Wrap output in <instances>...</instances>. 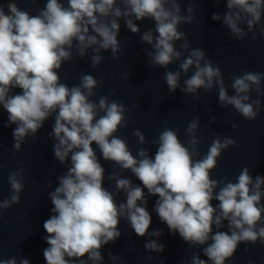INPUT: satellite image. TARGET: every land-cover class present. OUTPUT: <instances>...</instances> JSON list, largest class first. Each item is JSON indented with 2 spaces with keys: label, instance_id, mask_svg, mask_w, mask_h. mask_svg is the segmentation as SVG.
<instances>
[{
  "label": "clouds",
  "instance_id": "clouds-1",
  "mask_svg": "<svg viewBox=\"0 0 264 264\" xmlns=\"http://www.w3.org/2000/svg\"><path fill=\"white\" fill-rule=\"evenodd\" d=\"M194 3L187 0L182 10L178 0H66V4L46 0L35 15L22 10L16 0H7V11L0 3V106L8 114L4 126L15 125L12 150L19 153L26 139L35 137L53 117L52 131L47 135L54 140L55 159L67 169L57 177L54 191L48 193L53 207L43 224L46 264H103L102 249L121 237V220L137 236L151 237L144 246L148 252L163 253L165 245L153 239L161 237L163 230L148 231L152 223L148 203L153 196L158 197L153 210L170 234L178 233L190 248H202L207 259L194 252L190 264H226L242 243L255 245L259 240L264 244V176L253 177L245 166L235 182L227 176L211 177L222 152L235 146L236 140L217 134L200 157L197 116L185 130L187 146L177 129L165 126L152 141L154 154L141 147L133 155L128 143L116 135L127 127L130 109L106 95L92 100L103 83L92 74H82L79 83L71 87L59 75L74 54L84 58L91 50L93 69L104 60V52L110 51L112 59H118L123 52L118 38L122 19L127 30L150 46L145 55L151 67L167 70L179 62L178 71L164 73L170 94L179 89L198 100L201 89L207 94L215 88L219 107L234 108L245 120H255L261 100L252 99L250 94L264 96V73L245 70L231 75L232 83L226 85L220 67L204 49L192 48L187 34L180 30L183 24L194 22ZM226 8L223 14L213 13L212 19L222 21L229 39L243 41L249 34L254 41L264 38V0H226ZM145 19L153 21L155 27L141 33L136 22ZM178 41H183L179 50ZM130 75L125 73L124 78ZM229 87L234 94H229ZM14 89L21 91L14 93ZM215 119L210 117V122ZM133 135L141 145L147 143L139 129ZM101 157L120 169L107 176L115 182L114 191L104 187L106 169ZM125 171L140 184L123 177ZM7 182L10 195L0 200V217L20 203L25 188L22 166L9 171ZM121 195L126 199L121 201ZM213 201L218 203L213 206ZM225 221L227 231L222 230ZM108 256L113 264L121 260L112 252ZM0 264H30V260L0 258Z\"/></svg>",
  "mask_w": 264,
  "mask_h": 264
}]
</instances>
